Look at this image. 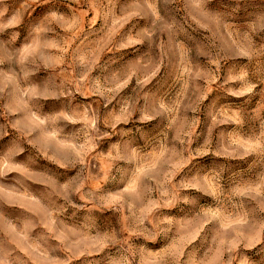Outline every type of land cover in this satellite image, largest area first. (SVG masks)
<instances>
[{
    "label": "rangeland",
    "instance_id": "rangeland-1",
    "mask_svg": "<svg viewBox=\"0 0 264 264\" xmlns=\"http://www.w3.org/2000/svg\"><path fill=\"white\" fill-rule=\"evenodd\" d=\"M0 264H264V0H0Z\"/></svg>",
    "mask_w": 264,
    "mask_h": 264
}]
</instances>
